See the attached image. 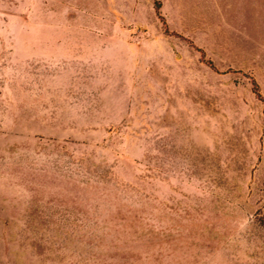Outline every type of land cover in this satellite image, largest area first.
I'll list each match as a JSON object with an SVG mask.
<instances>
[{
  "label": "rangeland",
  "instance_id": "obj_1",
  "mask_svg": "<svg viewBox=\"0 0 264 264\" xmlns=\"http://www.w3.org/2000/svg\"><path fill=\"white\" fill-rule=\"evenodd\" d=\"M155 1L0 0V264H264V0Z\"/></svg>",
  "mask_w": 264,
  "mask_h": 264
},
{
  "label": "trees",
  "instance_id": "obj_2",
  "mask_svg": "<svg viewBox=\"0 0 264 264\" xmlns=\"http://www.w3.org/2000/svg\"><path fill=\"white\" fill-rule=\"evenodd\" d=\"M160 1L159 0H156L155 1V7H156V10L158 11L159 10V8H160ZM254 84V90H255V92L259 95V93H258V91H257V85H256V83H253Z\"/></svg>",
  "mask_w": 264,
  "mask_h": 264
}]
</instances>
